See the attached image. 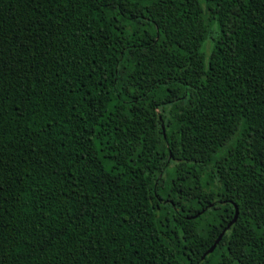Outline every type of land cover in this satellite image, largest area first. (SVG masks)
Instances as JSON below:
<instances>
[{
    "label": "trees",
    "instance_id": "obj_1",
    "mask_svg": "<svg viewBox=\"0 0 264 264\" xmlns=\"http://www.w3.org/2000/svg\"><path fill=\"white\" fill-rule=\"evenodd\" d=\"M0 264H264V0H0Z\"/></svg>",
    "mask_w": 264,
    "mask_h": 264
},
{
    "label": "water",
    "instance_id": "obj_2",
    "mask_svg": "<svg viewBox=\"0 0 264 264\" xmlns=\"http://www.w3.org/2000/svg\"><path fill=\"white\" fill-rule=\"evenodd\" d=\"M238 216V208L237 206H235V214L233 216V218L230 220V222L227 224V226L222 230V232L217 236V238L215 239L214 243L210 246V248L205 252L204 255H206L207 253H210L214 250V248L217 246L218 242L221 240L223 234L225 233V231L231 226V224L233 222L236 221Z\"/></svg>",
    "mask_w": 264,
    "mask_h": 264
},
{
    "label": "rangeland",
    "instance_id": "obj_3",
    "mask_svg": "<svg viewBox=\"0 0 264 264\" xmlns=\"http://www.w3.org/2000/svg\"><path fill=\"white\" fill-rule=\"evenodd\" d=\"M208 44H209V41H206L205 44H204V50H205V52H206L207 54H208V52H209Z\"/></svg>",
    "mask_w": 264,
    "mask_h": 264
}]
</instances>
